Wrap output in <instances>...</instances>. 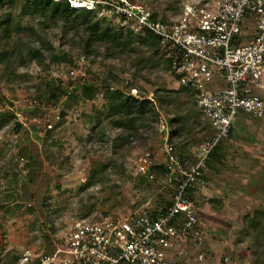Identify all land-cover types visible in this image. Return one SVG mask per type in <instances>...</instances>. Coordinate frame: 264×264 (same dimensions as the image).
Instances as JSON below:
<instances>
[{"label": "rangeland", "instance_id": "rangeland-1", "mask_svg": "<svg viewBox=\"0 0 264 264\" xmlns=\"http://www.w3.org/2000/svg\"><path fill=\"white\" fill-rule=\"evenodd\" d=\"M184 1L145 0L149 8L158 11L161 17L166 15L169 21L178 17ZM137 2L143 4V1ZM112 3L117 4L115 1ZM9 5L8 0H0V21L6 18V11L11 7L15 27L12 38L7 41L4 39V27L0 25V116L4 110L13 109L17 114L28 117L22 127H18L13 119L0 128V264L19 254L25 246L36 251L51 248L55 234L59 235L71 219L82 216V211L89 207L117 208L119 214H126L152 204L166 194L170 187L168 180L160 178L153 184L146 183L144 177L134 175L133 167L144 152L159 153L170 130V119L177 114L172 105H162V93L165 89H177L179 86L163 64L155 63L159 56L145 47L140 49L141 55L112 57L104 48L83 45L81 37L75 35L78 26L72 24L64 29L63 23L51 16L23 15V3L19 0L13 6ZM109 18L112 25L130 29L134 37L138 35L134 20L119 23V18ZM27 25L38 28V33L31 36L25 29ZM80 34H85L83 29ZM85 35L87 38V33ZM31 38L45 42L46 61L44 64L27 61L25 65H18L14 44ZM7 50L10 53L8 58L7 54L4 55ZM63 52L67 54L66 59L52 60L53 54ZM142 57L145 61L150 60L146 61V68L138 66ZM58 84L61 90H55ZM89 85L93 86L92 98H87L84 93ZM108 86L153 100L160 109L159 119L164 121L167 131L157 129L152 132L150 129L146 134L142 129L140 133L133 132L131 142L115 152L113 143L121 131L112 127L106 115ZM51 89L56 91L54 98H50ZM176 96L185 99L184 93ZM60 113L61 122L57 128L47 130L44 116L50 114L49 121L54 124ZM17 118L20 120L19 115ZM98 118L102 123L93 129ZM235 124L233 134L221 147L225 169L219 167L220 186L230 188L227 192L231 193L238 181L249 179L251 186L246 187L244 183L241 188L249 195L261 196L259 184L264 183V166L256 162L254 166H248L250 170L244 171L245 168L238 164L264 156V121L241 113ZM205 132L202 125L192 138L185 141L188 144L187 156L193 157L192 148L202 143L199 138ZM146 136L150 139L145 142ZM173 142L180 143L177 139ZM105 163L111 165L105 173L99 174L101 182L83 188L92 168L99 169ZM251 181L253 185L257 182V187H253ZM204 194L207 196L209 192ZM245 199L241 200L250 205L249 209L244 205L241 212H236L227 207L226 214L219 219L211 216V211L206 209L208 205L201 204L208 216L202 217L207 234L205 248L212 251L211 259L214 258L215 264L251 263L243 251L236 252L241 256L228 254L248 244L246 233H242L243 242L237 243L240 237L237 226L245 212L264 209L260 201ZM50 221L55 226L52 233L48 231ZM223 255L225 263L221 262ZM192 264L200 263L193 260Z\"/></svg>", "mask_w": 264, "mask_h": 264}, {"label": "built area", "instance_id": "built-area-1", "mask_svg": "<svg viewBox=\"0 0 264 264\" xmlns=\"http://www.w3.org/2000/svg\"><path fill=\"white\" fill-rule=\"evenodd\" d=\"M73 1L91 9L102 0ZM121 1L124 5L116 8L134 20L136 31L149 29L162 45L175 48L176 82L195 92L213 133L193 149L194 163L185 164L174 154L168 133L159 153L146 151L136 160L134 175L153 178L152 166L162 156L169 171L167 183L175 186L172 203L165 210L154 211L149 204L126 214L95 210L71 219L55 234L51 248L36 251L25 246L3 264H192L204 260L207 234L192 192L204 184L210 154L229 138L239 114L264 121V0L189 1L170 21H153L147 9ZM17 115L22 122L28 117ZM49 116L43 122L48 129L53 127ZM160 124L167 131L163 120Z\"/></svg>", "mask_w": 264, "mask_h": 264}, {"label": "trees", "instance_id": "trees-1", "mask_svg": "<svg viewBox=\"0 0 264 264\" xmlns=\"http://www.w3.org/2000/svg\"><path fill=\"white\" fill-rule=\"evenodd\" d=\"M18 0H8L10 3L9 6H13L17 3ZM23 3L22 13L23 15H33L40 17L51 16L55 20H59L63 23L64 29L71 27V25L78 26L77 32L75 35L77 37H81L83 41V45L86 43V47H98L104 48L107 54L112 57H116L117 55L133 57L134 54L138 53L141 55V50L147 48L149 51L153 52L155 55L159 56V61L155 62L158 64H163L167 73L176 80V75L174 72V61L178 58V54L175 48H168L160 43L159 37L154 34L149 29H144L143 31L137 33L134 37L132 31L130 29L124 30L123 26H115L112 25L109 20V17L119 18V23L122 21L128 22L132 21V18L126 13H122L117 10L115 5H124L125 2L121 0H104L109 3H104L102 1H98L94 4L93 8H76L71 5L70 0H19ZM112 1H115L117 4H113ZM136 3H129L132 5H140L143 8L147 9L150 12L149 18L153 21L162 20L169 21L166 15L161 17L158 11L152 10L151 7L146 5L145 0H131ZM190 0H185L183 2H189ZM3 3V1H2ZM146 6H145V5ZM183 6V5H182ZM6 18L0 21V25L4 27V39L9 41L15 31V27L13 24L14 14L11 10V7L6 11ZM102 15L98 17L99 15ZM47 23H44L46 26ZM83 29L84 33H87V38L85 34H80ZM27 33L31 34V36L36 35L38 33V28L32 25H27L25 28ZM40 30H43L41 27ZM137 38V39H136ZM137 44L139 46L136 45ZM15 59L18 61V65H25L27 61H37L40 64H44L46 61L45 51L46 46L45 42L42 39L31 38V40H21L18 43H15ZM141 49V50H140ZM7 54V55H6ZM4 55L8 58L10 53L7 50ZM109 56V57H110ZM67 54H53V61H62L66 59ZM141 57V56H139ZM150 62V60H146ZM143 60V57L138 62V66L142 68H146L147 63ZM73 70V69H72ZM71 70V71H72ZM61 85L58 84L55 90H61ZM92 85H89L85 90V95L87 98H92ZM51 89L49 90L50 98L56 97V91ZM179 93L185 94V99L179 98L176 96ZM44 96L45 94H41ZM163 101L162 105L165 103L173 106V110L177 113L176 116L170 119V130H169V139L170 143L174 147V154L185 164H191L195 162L194 157H189L185 154L187 150L188 144L185 142L188 139L192 138L195 133L202 128L204 125L206 132L199 138L200 141L206 140L212 133L213 129L207 119L204 118L202 110L198 107L195 100V92L179 85L177 89H165L163 90ZM37 99V98H36ZM106 100H107V118L110 121L112 127L120 130V134L115 138L113 143V147L115 152H118L122 149L123 145L131 142V137L134 133H140L142 129H144V133H148L150 129L153 130H161L159 128V124L161 120L160 109L154 105L153 100L145 97V96H134L131 94H126L121 89L113 88L108 86L106 92ZM61 113L58 115V120L53 124V127L47 129L52 131L56 129L57 126L61 122ZM201 117V119H200ZM16 120V125L18 127L24 126V122H21L17 118V112L13 109L4 110L0 116V128L2 126L7 125L11 120ZM160 120V123H159ZM102 120L98 118L97 124L93 127L96 129L100 126ZM157 130V131H158ZM164 132V130H161ZM234 131V126L232 127L230 135ZM161 133V132H160ZM105 133L103 132V135ZM161 136V135H160ZM195 137V136H194ZM145 142L150 138L149 136L144 137ZM177 139L178 144H174L173 140ZM223 144V143H222ZM222 144L217 146L208 159L207 168L205 171L204 182L207 181L208 171L211 170H220L219 167L224 166V156L221 154ZM196 145L193 146L192 150ZM191 150V153H192ZM193 156V155H192ZM111 164L105 163L102 164L101 168L96 169L92 168L91 175L89 179L85 182L83 188L91 187L101 180L98 179L99 174L105 173L108 170V167ZM216 170V171H217ZM152 173L154 175L153 178L144 177L143 181L149 184H153L157 179H162L163 181L168 180L169 171L165 167L163 163V158L161 155H158V162L152 166ZM174 185H170L169 189L165 192L166 194L159 196L158 199L149 204L154 211H163L165 210L173 200L174 193ZM197 187L194 188L192 197L196 201L199 216L201 221V227L205 229L204 224L202 223L203 210L201 208L202 201L197 197L196 193ZM216 195V194H215ZM214 194L210 197L209 201L212 203V207L221 212L224 207V200L221 197L215 196ZM102 209L108 213H118L117 208L108 209V207H98L92 206L87 208L85 211H82V215H88L95 211L96 209ZM51 233L55 230V226L53 221H50ZM238 235L240 237L237 240V243L240 244L242 240V233H246L249 238L248 244L243 248L233 249L228 254L238 255V251H243L247 257L250 258V264H264V209H255L254 211L245 212L243 215V219L241 223L237 226ZM53 230V231H52ZM46 233V232H45ZM49 233V232H48ZM46 233V234H48ZM206 250V248H205ZM235 251V252H234ZM227 254V256H228ZM226 256V254H224ZM221 259L222 263H225V256ZM241 256V255H238ZM212 251L206 250L205 257L203 262L200 264H215ZM227 263V262H226Z\"/></svg>", "mask_w": 264, "mask_h": 264}, {"label": "crops", "instance_id": "crops-1", "mask_svg": "<svg viewBox=\"0 0 264 264\" xmlns=\"http://www.w3.org/2000/svg\"><path fill=\"white\" fill-rule=\"evenodd\" d=\"M235 125L236 124H234V127H235ZM249 160L245 161L244 163L239 162L238 165L244 167L245 168L244 171H246V169L248 168L249 165L254 166V164H256V162H258V164L261 162V165L264 166V156H261L260 159L257 158V160H254V161L250 160V162H249ZM224 169H225V167H224ZM248 169L250 170V168H248ZM216 170L210 169L208 171L207 181L204 182V184L197 187L198 192L196 193L197 197L202 201V203L208 205V207H206V209L211 211V213L213 214V215L211 214V216H213L216 219L222 218V216L226 214V208L227 207L233 208V210L236 212H241L244 205H245L246 209H249L250 205L248 206L247 204H244V201H242L244 198H246L245 200H251V199L258 200V201H260V205L264 207V183L263 182H262V184H259V185H261V187L259 189L262 193L261 196H258V194L249 195L248 193H246L241 188L244 185V183H245L246 187L251 186L249 179H245L246 180L245 182H239L238 181L236 183L235 188L230 193V192H227V191H229L230 188H228V187L226 188V186H224V187L220 186V184L222 183V182H219L218 174H220V171L219 170L216 171ZM220 176H222V175H220ZM251 183H252L253 187H257L256 186L258 184L257 182L254 183L256 185H253L252 181H251ZM205 191H206V193L209 192V194L207 196H206V194H204ZM213 194L214 195L216 194L215 196L221 197L224 200L225 204H224L223 210L221 212L216 211L212 207V203L209 201L210 197ZM206 216L207 215L205 214V212H203V218L208 217V216L207 217Z\"/></svg>", "mask_w": 264, "mask_h": 264}]
</instances>
